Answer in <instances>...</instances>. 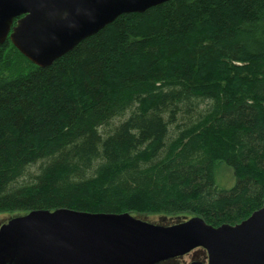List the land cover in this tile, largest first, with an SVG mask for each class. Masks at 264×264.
<instances>
[{"label": "trees", "instance_id": "1", "mask_svg": "<svg viewBox=\"0 0 264 264\" xmlns=\"http://www.w3.org/2000/svg\"><path fill=\"white\" fill-rule=\"evenodd\" d=\"M221 164L236 177L229 189ZM263 202L264 0L123 13L46 67L0 44V212L219 226Z\"/></svg>", "mask_w": 264, "mask_h": 264}, {"label": "water", "instance_id": "2", "mask_svg": "<svg viewBox=\"0 0 264 264\" xmlns=\"http://www.w3.org/2000/svg\"><path fill=\"white\" fill-rule=\"evenodd\" d=\"M169 0H0V44L46 67L123 13ZM201 247L205 261L264 264V202L236 224L195 215L159 224L130 212L35 209L0 226V264H158Z\"/></svg>", "mask_w": 264, "mask_h": 264}, {"label": "rangeland", "instance_id": "3", "mask_svg": "<svg viewBox=\"0 0 264 264\" xmlns=\"http://www.w3.org/2000/svg\"><path fill=\"white\" fill-rule=\"evenodd\" d=\"M205 105L206 103H202L201 108L205 107ZM217 182L221 188H224V189L231 188L236 182V177L234 175V171L232 170V168L228 167L226 164H221L218 167V171H217ZM130 213L142 219L155 222V223H159V224L161 223L170 224V223H174V222L184 220L186 218L191 217L188 215H178V216L169 215L167 216L163 214H147V213L146 214H136L133 212H130ZM22 214H24V212H20V211L0 212V225L7 222L10 218L14 216L22 215ZM206 259H207L206 251L203 248L198 247L182 256L175 257L173 259H169V260L160 262L158 264H189L192 260L205 261Z\"/></svg>", "mask_w": 264, "mask_h": 264}, {"label": "flooded vegetation", "instance_id": "4", "mask_svg": "<svg viewBox=\"0 0 264 264\" xmlns=\"http://www.w3.org/2000/svg\"><path fill=\"white\" fill-rule=\"evenodd\" d=\"M1 225H2V224H1ZM1 225H0V226H1Z\"/></svg>", "mask_w": 264, "mask_h": 264}]
</instances>
